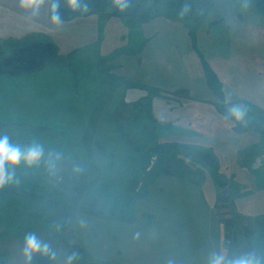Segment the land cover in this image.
I'll use <instances>...</instances> for the list:
<instances>
[{
    "label": "rangeland",
    "instance_id": "rangeland-1",
    "mask_svg": "<svg viewBox=\"0 0 264 264\" xmlns=\"http://www.w3.org/2000/svg\"><path fill=\"white\" fill-rule=\"evenodd\" d=\"M128 2L126 18L114 15L115 0H0V61L39 41L63 49L42 70L0 75V92H14L0 99V136L43 150L38 163L8 168L0 186V264H34L28 235L48 246L52 264H210L220 255L264 264L258 0ZM53 79L66 80L57 86L65 96L53 93ZM229 94L250 117L233 130L222 113ZM138 96L149 107H136ZM207 105L222 110L206 113ZM70 124L83 148L67 139ZM97 217H135L130 231L144 239L119 224L97 234ZM111 230L116 251L97 253ZM136 246L151 260L126 259Z\"/></svg>",
    "mask_w": 264,
    "mask_h": 264
},
{
    "label": "trees",
    "instance_id": "trees-1",
    "mask_svg": "<svg viewBox=\"0 0 264 264\" xmlns=\"http://www.w3.org/2000/svg\"><path fill=\"white\" fill-rule=\"evenodd\" d=\"M83 1L88 2L89 4H93L95 6H98L100 4V0H83ZM129 5H130V2H128L127 0L126 6L123 9L118 7L117 8L118 11L114 15L117 17L128 18V16H126L125 12L123 11ZM255 6L259 12L264 13V0H258ZM64 14L68 16V14H75V13L70 12V11L69 12L64 11ZM62 50L63 49L59 48L56 44L52 42H42V41L34 42L32 44L24 46V48L23 47L18 48L13 53H10V55H8L6 59L0 61V75H9L13 77H19V76H24L27 74L34 73L38 70H42L43 68L47 67L50 61H52V59H54L57 55H59V53L62 52ZM206 70H208V73H209L208 83L211 85L213 83L216 84V81L218 80L217 75H215L214 72L210 71L207 67H206ZM159 92L162 93V91H159ZM135 98L137 99H132L133 100L132 102L136 107H144L145 109L149 107L147 104L149 98H147V96H144V97L138 96ZM214 109L218 112L222 110V109H219L218 107L213 108V110ZM1 111L2 109H0V117H2L3 115ZM224 112L227 113L230 119L235 123L236 126L234 127V129H237L240 126H242L240 119H237L232 114V110L224 108L222 113ZM247 117L250 119L249 116ZM2 125L7 126V124L0 123L1 128L5 127ZM263 134H264V130H263ZM75 249L79 252L80 251L82 252V250L78 249L76 246H75ZM48 254L49 253H45L43 251L37 252L33 257L32 262L34 264H52L53 262L52 258Z\"/></svg>",
    "mask_w": 264,
    "mask_h": 264
},
{
    "label": "clouds",
    "instance_id": "clouds-1",
    "mask_svg": "<svg viewBox=\"0 0 264 264\" xmlns=\"http://www.w3.org/2000/svg\"><path fill=\"white\" fill-rule=\"evenodd\" d=\"M116 4L123 9L126 6L127 0H115ZM40 0H21L22 7H38ZM73 6H77L78 0H70ZM56 5H53L55 9ZM86 10V8H85ZM53 23H59V18L57 15L52 17ZM232 114L240 119L243 116L242 111L238 108L232 109ZM43 150L37 145H30L26 148H22L19 145H13L9 142V137L7 135L0 136V186L11 179V175L8 174V168H15L20 165L21 162L28 166L36 164L39 162ZM25 255L31 259L33 253L48 251V246L45 244L41 246L40 242L36 239L35 235H28L26 237L25 245ZM210 264H259V261L251 256L240 257L231 261H225V257L214 256L210 260Z\"/></svg>",
    "mask_w": 264,
    "mask_h": 264
},
{
    "label": "crops",
    "instance_id": "crops-1",
    "mask_svg": "<svg viewBox=\"0 0 264 264\" xmlns=\"http://www.w3.org/2000/svg\"><path fill=\"white\" fill-rule=\"evenodd\" d=\"M64 81H66V80H60V79H53V80H50V81H46V83H49V84H52L50 87L51 88H53V90H54V94L57 96H65V94H63L62 92H61V90L60 89H58V87L57 86H59V85H61V84H63V82ZM13 91V90H12ZM12 91H8V92H11L12 94H14V92H12ZM52 91V90H51ZM8 92H0V99H2L5 95H7V94H5V93H8ZM9 94V93H8ZM57 96V97H58ZM229 109L230 110H232L233 108H238L240 111H242L241 110V103H239V102H235V100H232V97H231V94H229ZM208 108V109H207ZM214 108V107H213ZM213 108H211V106H209V105H207V107L206 108H203L204 110H205V112L206 113H216V112H218V111H216V110H213ZM242 113H243V116H242V118H240V120L241 119H243L244 117H247V114H246V112H243L242 111ZM217 114V113H216ZM73 118H75V117H73ZM73 120V119H72ZM217 120V119H216ZM242 121V120H241ZM214 123H216V121L214 122ZM224 124V123H223ZM225 125V124H224ZM72 124H70V125H68L67 126V128L65 129L66 130V135H67V139L68 140H70V143H72L73 144V148L76 150L77 148H83L85 145H83L82 144V138L79 136V133L77 134V131H73V129H72ZM234 124H231V125H229V124H227V128L229 129V130H233L234 129ZM211 132H212V130H211ZM214 132H212V134H213ZM152 209V208H151ZM134 212H135V209H134ZM98 218V217H97ZM126 218H128V217H126ZM126 218H118V217H114V218H102V219H99L100 220V222L102 223L101 225H100V228L98 227L99 225L97 224V227H95L94 228V226L92 225V227H91V229L92 230H94L97 234H99V233H106L105 231H104V226H106L107 224L108 225H110V226H118V224L120 225V228H121V230L123 231V235H126V234H129V233H131L132 235L130 236V234L128 235L130 238H132L133 240H137L138 238H137V236H139L140 237V239H138V241L139 240H142L143 241V239H144V237H143V235L142 234H137L138 232H136V230H138V229H135L134 231H130V229L131 228H133V226H134V224H136L134 221H132V219H135V217L134 218H128V219H130V220H127ZM99 222V223H100ZM134 222V223H133ZM145 227H149V225H145ZM95 229H97L98 231H96ZM100 229V230H99ZM128 232V233H127ZM126 233V234H125ZM112 235H115V233H113V231L111 230V231H109V234L107 233L106 234V237H105V242L103 243V244H105V247H102V244H99L98 243V248H97V253H100L101 254V248H103V249H105V250H107V251H116V250H114L112 247H111V245H112V243H113V241L115 240V237L113 236V239H112ZM137 235V236H136ZM92 240V239H91ZM138 246V245H137ZM137 246H136V248H133L132 250L131 249H125V256H127L126 257V259H129V258H131V259H133L134 260V258H138V257H135L136 256V253L138 254V253H140V257H142V261L143 260H145L146 259V257H150L149 259L151 260V256H149V253L147 252V249L145 250H143V251H141V249H137ZM142 247V246H141ZM140 247V248H141ZM138 250V251H137ZM77 254L78 255H81L79 252H77ZM77 255V256H78ZM107 256V258H109L110 257V255H106ZM132 256V257H131ZM154 257V256H153ZM110 259V258H109ZM139 259V258H138ZM120 263H123V264H131V260H124V262H120Z\"/></svg>",
    "mask_w": 264,
    "mask_h": 264
}]
</instances>
